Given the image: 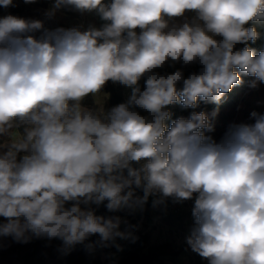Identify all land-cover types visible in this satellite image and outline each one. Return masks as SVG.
<instances>
[{"label": "clouds", "instance_id": "clouds-1", "mask_svg": "<svg viewBox=\"0 0 264 264\" xmlns=\"http://www.w3.org/2000/svg\"><path fill=\"white\" fill-rule=\"evenodd\" d=\"M62 7L105 23L45 30L37 39L29 33L42 21L0 18V137L8 138L0 151V237L71 246L99 234L106 243L127 238L120 218L81 205L107 201L117 211L150 196L154 206L195 198L192 251L209 264H264V114L251 113L254 123L231 126L219 142L205 135L213 125L203 111L165 124L174 103H219L242 75L254 78L252 87L264 83V50H236L259 39L246 25L264 24V0H54L46 15ZM188 12L191 19L170 24ZM176 62L201 68L187 78L156 71ZM108 81L132 89L127 102L107 111L85 106Z\"/></svg>", "mask_w": 264, "mask_h": 264}, {"label": "trees", "instance_id": "trees-1", "mask_svg": "<svg viewBox=\"0 0 264 264\" xmlns=\"http://www.w3.org/2000/svg\"><path fill=\"white\" fill-rule=\"evenodd\" d=\"M54 0H35L34 3H24V0H13V6H0V18L7 15H13L27 20H40L43 22L44 28L34 33H29L35 38L39 39L45 30H55L57 28H73L65 20V15L69 14L71 17L76 16L71 7H62L55 11L51 17L46 13L52 8ZM100 25L103 21L100 16L95 13ZM246 27H256L260 33L259 39L254 43L249 41L247 45L240 44L236 50H240L245 46L256 49L257 52L264 50V24L249 23ZM252 77L242 75V83L234 86L233 89L225 94L219 103L200 101L197 108H183L181 104L174 103L170 107L176 105L173 111H169L171 116L165 121L166 126L171 125L172 121L180 117L188 118L193 111L205 112L210 118L213 125V131L205 130V135L217 139L219 142L225 133L230 128L232 122L237 117L241 102L243 101L242 94L249 88ZM178 87H182L178 84ZM105 96L102 104H99L95 97H87L83 102L85 106L95 107L97 109L110 110L111 108L127 102L126 86L119 82L108 81L103 88ZM213 112L216 115L213 116ZM19 131H23L21 126ZM7 137H0V151L6 150ZM133 167H140L139 164L133 163ZM136 196H143L142 189L135 190ZM156 197L150 196L148 201L142 206L133 208H125V210L109 211L106 207L107 201L97 205L95 203L89 205H81L85 210H91L97 216L118 217L122 213L127 214V210L131 209L133 214H140L143 216H152L163 226L170 227L179 233H184L186 223L184 214L182 213L175 199L169 197L158 205H153V200ZM69 203L66 207H70ZM133 209V210H132ZM127 219L130 221L129 215ZM6 219L0 217V223H5ZM150 239L148 232L139 231L135 224L132 227L131 234L127 239L120 237L113 241L101 242L99 234H92L88 236L83 242L76 243L71 246H65L63 242H47L44 237H32L27 243L16 242L11 237H0V264H161L163 255H176L180 253L185 247L175 250L169 243L160 244L154 248L145 251L147 243ZM95 251H100L107 255H113L116 252H121L120 258L112 259H92L86 260V256ZM205 264V263H198Z\"/></svg>", "mask_w": 264, "mask_h": 264}, {"label": "rangeland", "instance_id": "rangeland-1", "mask_svg": "<svg viewBox=\"0 0 264 264\" xmlns=\"http://www.w3.org/2000/svg\"><path fill=\"white\" fill-rule=\"evenodd\" d=\"M74 10V9H73ZM76 16L71 17L69 14L65 15L64 20L71 26L75 28H79L81 31H86L90 27L101 28L103 25H100L98 18L95 16L94 12L88 13H80L75 11ZM194 16V13L188 12L185 17L175 18L170 21V24H182L186 19H191ZM240 44H237L236 47H239ZM201 65L198 63H193L188 66H184L181 62H176L174 64H166L163 68L157 69L156 71L160 74H170L175 72L176 70H182L184 73V77L187 78L188 75L192 73H198L200 71ZM254 78L252 77V80ZM146 77H142L138 82L141 90L145 87ZM251 80V82H252ZM182 86V84H179ZM132 89L126 86V96L127 100L131 95ZM105 96L104 90L102 93L95 97L96 101L99 104H102ZM243 101L241 102L240 109L238 110L237 117L232 122L231 126L238 124H251L254 123V118L251 116V113L256 112L259 114H264V83H257L255 87L250 86L244 91L242 94ZM170 106H168L169 108ZM177 106L174 105L170 107L169 111H173ZM140 112L141 115H146L143 110L136 109ZM230 126V127H231ZM217 141V139H215ZM178 206L180 207L182 213L184 214V220L186 223V228L184 233H179L174 231V229L163 226L159 223L158 220L155 219L154 214L152 216H143L138 213L133 214L131 209L127 210L126 213L119 214V218L121 220L120 231L125 232L127 237L129 233L131 234L132 227L135 224L139 231L148 232L150 235V239L147 243V247L145 251H148L150 248H154L163 243H169L175 250L181 249V247H185L180 253L176 255H163L161 258V264H198L205 263L209 264L206 258L201 257L196 252L192 251L191 247L187 243V238L191 233L192 228L194 227L195 219L192 215V209L194 207L195 198L184 201H176L174 200ZM126 208V207H125ZM123 208L122 210H125ZM133 209H137L134 207ZM132 209V210H133ZM127 215H129L130 221L127 219ZM127 238H122V240ZM44 240L47 242H63L58 238L48 239L44 237ZM122 254L121 252H116L113 255H107L100 251H95L86 256L87 261H91L92 259H112V258H120ZM157 264V263H155Z\"/></svg>", "mask_w": 264, "mask_h": 264}]
</instances>
